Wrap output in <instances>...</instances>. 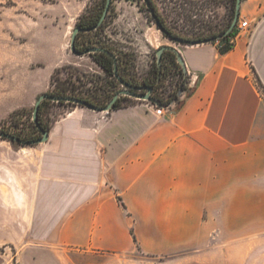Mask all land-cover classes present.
I'll return each instance as SVG.
<instances>
[{
    "label": "crops",
    "instance_id": "1",
    "mask_svg": "<svg viewBox=\"0 0 264 264\" xmlns=\"http://www.w3.org/2000/svg\"><path fill=\"white\" fill-rule=\"evenodd\" d=\"M238 19L249 30L231 51L175 48L193 90L178 111L79 107L45 144L0 143V264H143L136 251L217 264L215 238L252 242L227 244L224 264H264V0H242ZM20 63L3 98L13 111L32 108L52 74Z\"/></svg>",
    "mask_w": 264,
    "mask_h": 264
},
{
    "label": "rangeland",
    "instance_id": "2",
    "mask_svg": "<svg viewBox=\"0 0 264 264\" xmlns=\"http://www.w3.org/2000/svg\"><path fill=\"white\" fill-rule=\"evenodd\" d=\"M99 1L0 0V131L32 135L31 115L34 106L13 111V106L3 103L4 96L11 92L16 78L10 75V70L13 71L20 66V62L28 63V69L34 70L31 74L38 71L37 75L39 73L46 75L52 68L49 87L44 94L54 95V91L60 90L78 97H87L96 103H103L115 92L125 89L98 65L92 55L77 57L69 51L71 31L77 22L87 19L93 13ZM151 1L167 25L181 38L195 37L210 30L217 31L225 26L231 16L232 0H205L197 3L181 0ZM149 15L142 0H111L101 29L80 34L78 41L85 45L91 43L106 46L111 50L128 84L139 85L141 82L154 81L156 50L163 46L176 49L180 46L165 38ZM213 44L219 49L223 46L220 42ZM186 77V86L189 88L190 76ZM31 79L34 77L29 76L28 84H31ZM182 83V78L174 65L165 62L163 79L153 90L152 96L166 103L177 94ZM183 98L184 94L178 101ZM138 104L152 110L164 111L148 102L129 97L122 99L119 107ZM74 108L79 107L51 102L42 108L41 118L50 126L53 121ZM16 111L22 112L10 120V115ZM1 142L7 140L0 139ZM14 146L17 147L19 144ZM237 243L242 242L227 241L223 238L211 239V246L218 247V250L209 255L210 262L224 264L226 257L223 252L227 244L237 246ZM244 243L248 248L252 242L246 241L240 246ZM130 258L138 259L143 264H158L163 259L146 257L137 251ZM233 259L239 264L243 263L239 255H234ZM245 260L246 264H256L261 259L246 257Z\"/></svg>",
    "mask_w": 264,
    "mask_h": 264
},
{
    "label": "trees",
    "instance_id": "3",
    "mask_svg": "<svg viewBox=\"0 0 264 264\" xmlns=\"http://www.w3.org/2000/svg\"><path fill=\"white\" fill-rule=\"evenodd\" d=\"M151 4V9H153L155 11V15H156V18H157V21L159 23V25L161 26V28L166 31V35H163L165 38H180V39H184V40H194V41H202V40H205V39H214L216 38L217 36L223 34L227 28H229V26L231 25V22H232V19L234 18V11H235V1L237 0H232L231 3H232V9H231V16L230 18L227 20V23L225 24L224 27H222L221 29L217 30V31H208L207 33H201L199 35H196L195 37H191V38H181L177 32L170 28L165 19L162 17V14L160 12H158V10L156 9V7L154 6V4L152 3L151 0H148ZM183 2H195V1H188V0H181ZM205 0H201V1H198V2H204ZM105 3H106V0H100L96 6H95V9L93 11V13L87 18V19H81L79 22H77V25L78 27H80L81 29H89V28H93L94 26H96L99 22V19L101 17V14H103V11H104V8H105ZM197 3V2H195ZM111 5V3H110ZM145 5V4H144ZM110 8V7H109ZM149 12V10H147ZM107 17V15H106ZM106 19V18H105ZM152 19V18H151ZM154 21V20H153ZM239 21V19H238ZM105 23V20L104 22L102 23V25L95 31H90V32H87V33H92V32H97L99 29H101V27L104 25ZM238 23V22H237ZM80 34H83V33H79L77 34L76 36V40H75V50L78 52V53H83L84 51H86L87 49H90L92 47L94 48H98V49H105L109 52H111V50H109L106 46H102V45H94V44H91V43H88L87 45L85 44H81L79 41H78V37ZM236 34V27L233 29V31L229 34H226L224 36V38L220 39L218 42L220 43H223V46L219 49L220 53L221 54H224L228 51H231L233 46H234V43H230V40H232L234 38ZM213 44V43H212ZM112 54V53H111ZM94 59L97 61L98 65L103 69L105 70L106 73H108L111 77L114 78L115 82H117L118 80L115 78L114 76V72H113V64H114V61L111 57H109L108 55L106 54H103V53H93L91 54ZM115 57V56H114ZM116 59V58H115ZM117 61V60H116ZM165 62H168L169 64H172L174 65L175 69L177 70V72L180 74V77L182 78V81L183 83L181 84V86L179 87V90H182L184 93L183 94H186L187 96L190 95L192 93V89L191 88H187L186 86V83H187V77L186 75L184 74L183 70L181 69L180 65L177 63V54L172 51V50H169V51H166L162 54V59H161V66L160 68L157 67V63H156V66L154 67V70H155V78H154V81H148V82H141V83H145V84H149L147 85V87H152L153 90L155 89V87L158 85L159 82H161V80L163 79V71H164V65H165ZM120 64L119 62L117 61V73L118 75L123 79L125 80V82H127V79L122 75V73L120 72ZM118 83V82H117ZM119 84V83H118ZM128 84V83H127ZM118 92V91H117ZM177 92V94H178ZM116 94V92H115ZM114 94V95H115ZM177 94H175L172 98H170L166 103H168L170 100L174 99L175 97L177 98ZM52 95V94H51ZM54 95L56 96H60V97H75L76 99H80V100H83V101H86L88 102L89 104H92L93 106L95 107H99V108H102V107H105L107 104L106 102L108 103L113 97H108L107 100H105L103 103H96L95 101L87 98V97H78L77 95L75 94H72V93H66L65 91H60V90H56L54 91ZM124 98H127L126 96L122 97V98H119L115 104H114V111L121 108L119 107V103L122 99ZM180 99V98H179ZM51 102L49 101H42V103L40 104V107H39V112H38V123L40 124V126L42 127L43 130H47L49 131L50 129V126L45 124L41 118V113H42V108H44V106H46L47 104H49ZM56 103V102H55ZM60 103V102H58ZM60 104H71V103H60ZM175 109L176 111H178L182 104H183V101L180 100L178 101L177 99V102L175 103ZM71 105H74V104H71ZM20 112L22 111H16V112H13L11 115H10V120H13L15 118L16 115H18ZM32 116V115H31ZM32 121V120H31ZM32 129H31V136H26V135H21V134H15V133H12L10 135L22 140V141H25V142H29V141H33L35 139H37L39 136H40V133L39 131L37 130L36 126L34 125V123L32 122ZM8 133V132H7ZM20 145V144H19ZM118 202L119 204L124 208L125 210V207H124V204L122 203V201L120 199H118Z\"/></svg>",
    "mask_w": 264,
    "mask_h": 264
},
{
    "label": "water",
    "instance_id": "4",
    "mask_svg": "<svg viewBox=\"0 0 264 264\" xmlns=\"http://www.w3.org/2000/svg\"><path fill=\"white\" fill-rule=\"evenodd\" d=\"M143 3L145 4V7L147 10H149V16L152 18V20H154L155 25L157 26V28L161 31L162 35H166V31H164L161 26L159 25L156 15H155V11L153 9H151V4L148 0H142ZM242 0H237L235 1V11H234V18L232 19L231 25L229 26V28H227V30L217 36L214 39H205L202 41H194V40H184V39H180V38H171L169 37L168 39L171 40L173 43L177 44L178 46H198V45H203V44H208V43H215L217 41H219L220 39L224 38V36L226 34H229L233 31V29L236 27V24L238 22V18L240 17V4H241ZM110 3L111 0H106L105 3V8L103 11V14H101V17L99 19V22L96 26H94L93 28H89V29H81L80 27H78V25H76V27L74 28V30L71 31V36H70V47H69V51L76 55L77 57H83L86 55H91V54H95V53H103L108 55L109 57H111L114 61L113 64V72H114V76L115 78L118 80L117 82L125 87V89L119 90L118 92H116V94L114 95V97L107 103V105L105 107L99 108V107H95L92 104H89L86 101L80 100V99H76L75 97H60V96H56V95H51V94H41L40 96L37 97L35 104H34V109L32 112V116H31V120L34 123V125L36 126L37 130L40 133V137L33 140V141H29V142H25L22 141L12 135H10L7 132H3L0 131V139L3 140H7L10 143H16V144H20L21 146H25V147H31V146H35V145H39V144H45L48 141L49 135H48V131L47 130H43L42 127L40 126V124L38 123V112H39V107L40 104L42 103V101H49V102H60V103H71L74 104L78 107H83V108H87L89 110H92L95 113H111L114 111V104L115 102L119 99L122 98L124 96L129 97V98H135V99H139V100H143L144 102H148L152 105H154L155 107L159 108L160 110H166L169 109L170 107H172L176 102L177 99H179L182 95H183V91L180 90L177 94V98L175 97L174 99L170 100L168 103H162L160 102V100L158 98H154L152 96L153 93V88L152 87H147V86H132L130 84H127V82H125V80H123L117 73V61L114 57L113 54H111V52L105 50V49H98V48H90L87 49L86 51H84L83 53H78L75 50V40H76V36L79 33H87L93 30H97L102 23L104 22L106 15L108 14L109 11V7H110ZM172 50L177 54V63L180 65L181 69L183 70L184 74L187 76V72L185 70V64L184 61L182 60L181 56L177 53V51L175 50L174 47H169V46H163L160 47L156 50L155 52V57H156V63H157V67L160 68L161 66V59H162V54L166 51ZM132 91H143L145 92V94H137V93H133Z\"/></svg>",
    "mask_w": 264,
    "mask_h": 264
},
{
    "label": "built area",
    "instance_id": "5",
    "mask_svg": "<svg viewBox=\"0 0 264 264\" xmlns=\"http://www.w3.org/2000/svg\"><path fill=\"white\" fill-rule=\"evenodd\" d=\"M249 30V23L245 19H241L236 24V34L232 40H230V43H234V40L239 37L241 34H245ZM215 43H218L215 42ZM108 114V113H106Z\"/></svg>",
    "mask_w": 264,
    "mask_h": 264
},
{
    "label": "flooded vegetation",
    "instance_id": "6",
    "mask_svg": "<svg viewBox=\"0 0 264 264\" xmlns=\"http://www.w3.org/2000/svg\"><path fill=\"white\" fill-rule=\"evenodd\" d=\"M147 85H149V84H143V83H140L139 85H132V86H147ZM133 93H137V94H145V92H143V91H140V92H138V91H132Z\"/></svg>",
    "mask_w": 264,
    "mask_h": 264
}]
</instances>
